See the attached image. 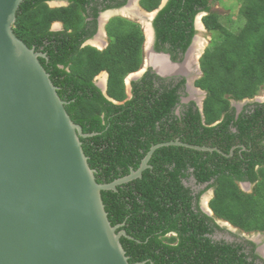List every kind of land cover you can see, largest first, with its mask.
<instances>
[{
  "label": "trees",
  "instance_id": "obj_1",
  "mask_svg": "<svg viewBox=\"0 0 264 264\" xmlns=\"http://www.w3.org/2000/svg\"><path fill=\"white\" fill-rule=\"evenodd\" d=\"M54 1L69 6L52 8ZM162 1L141 5L152 12ZM215 1L169 0L153 23L155 49L179 62L197 34V16L207 13L203 23L214 42L196 81L207 93L203 111L195 102H181L185 78L165 79L152 69L132 82L129 97L126 78L144 65L140 24L114 17L107 25L106 49L84 46L97 34L101 12L128 0H23L17 12L16 36L47 55L40 62L68 114L91 135L81 141L98 183L137 171L159 144L179 140L215 149L162 146L140 178L102 192L111 224L124 225L118 232L130 237L121 238L130 264H264L255 243L214 237V230H223L215 219L264 233V103L250 102L239 115L233 106L254 100L264 87V0H239L244 24L237 32L224 26ZM55 22L64 30L52 31ZM103 72L109 75L106 95L96 83ZM243 182L254 184L251 193L242 190ZM191 183L206 187L195 192ZM209 189L214 219L199 205Z\"/></svg>",
  "mask_w": 264,
  "mask_h": 264
},
{
  "label": "water",
  "instance_id": "obj_2",
  "mask_svg": "<svg viewBox=\"0 0 264 264\" xmlns=\"http://www.w3.org/2000/svg\"><path fill=\"white\" fill-rule=\"evenodd\" d=\"M168 1L163 0L159 9L149 13L139 6V1L131 7L133 0H129L121 9L101 15L100 28H105L115 16L138 23L148 18L153 42L149 45L146 38L145 53L159 54L153 46V20ZM22 3L23 0H0V264H130L121 243L122 237H130L124 230L118 232L124 225L111 224L102 192L116 191L117 186L140 178L149 168L153 153L162 146L215 149L190 146L179 140L159 144L137 171L111 183H98L81 141L91 135L85 134L68 114L67 102L61 99L40 62L47 55L29 48L14 32ZM131 8H137L143 17L132 18L127 12ZM124 12L128 16L121 15ZM145 32L148 37L147 29ZM196 39L197 36L190 49ZM89 44L93 45L88 42L84 46ZM190 49L182 63L171 62L189 63ZM148 62L149 55L144 69L128 77L130 93L131 80L151 66ZM153 69L163 78H186L188 87L200 90L195 87V80L202 72L191 76L179 72L163 75ZM99 77L96 83L106 95L107 83L99 84ZM199 107L203 111V104Z\"/></svg>",
  "mask_w": 264,
  "mask_h": 264
},
{
  "label": "clouds",
  "instance_id": "obj_3",
  "mask_svg": "<svg viewBox=\"0 0 264 264\" xmlns=\"http://www.w3.org/2000/svg\"><path fill=\"white\" fill-rule=\"evenodd\" d=\"M141 1L142 0H139V6H141L142 8H143V6L141 5ZM54 2H56V3H61V2H65L67 5L66 6H69V2H67V1H54ZM54 2H50V6L52 7V8H59V7H64V6H59V5H52ZM128 2H129V0H128ZM169 2V1H168ZM167 2V3H168ZM135 3H137V1L135 2ZM162 3H163V1H162ZM128 4V3H127ZM126 4V5H127ZM125 5V6H126ZM162 5V4H161ZM166 6V5H165ZM124 7V6H123ZM122 7H120V8H116V9H108V10H106V11H103V12H101V14H100V16H99V18H98V22H99V29H98V32H97V34L92 38V39H90V40H88L87 42H85V44L86 43H88V42H90V43H93V45L91 44H89L90 46H93V47H96V48H98V49H100V50H104V49H106L107 47H108V45H109V36H108V33H107V25H108V23L114 18V17H112V18H110L109 19V21H108V23L106 24V26H105V28L104 29H102L101 30V28H100V25H103L102 23H100V21L102 22V20H101V15H106L107 13H112L113 11H116V10H118V9H121ZM160 8V7H159ZM158 8V9H159ZM135 10H136V12L135 13H130V15H136L137 13H140L139 12V10L137 9V8H134ZM144 9V8H143ZM145 10V9H144ZM146 11V10H145ZM154 11H156V10H154ZM154 11H152V12H154ZM148 12V11H147ZM152 12H149V13H152ZM160 13V12H159ZM158 13V14H159ZM207 15V13H200L198 16H197V18H196V21H195V29H196V26H197V29L198 30H196V32H197V34L195 35V37L197 36V37H201L199 34L200 33H207V32H209L208 30H207V28H206V26L204 25V23H203V18L205 17ZM137 16V15H136ZM115 17H121V16H115ZM139 17V16H138ZM157 17V16H156ZM155 17V18H156ZM125 19H127V18H125ZM129 20V19H128ZM155 20V19H154ZM154 20H153V23H154ZM130 21H132V20H130ZM146 21L147 22H142V23H149L148 22V18L146 19ZM133 22H135V21H133ZM136 23H138V22H136ZM202 24L201 25V27L199 26V24ZM138 24H140V23H138ZM143 24V26H142V24H140L141 25V27H142V30H143V33H144V35H145V43H146V41H147V39L146 38H148L147 37V34H146V24L144 25ZM153 27H154V25H153ZM155 29V28H154ZM52 31H63L64 30V24L62 23V22H55L54 24H53V26H52V29H51ZM101 30V31H100ZM104 30V31H103ZM156 32V31H155ZM98 33H99V36H105V38H106V40H105V43H104V45H101V44H96L95 45V43H94V40L96 39V38H98L99 36H97L98 35ZM210 33V32H209ZM102 34V35H101ZM194 37V38H195ZM104 38V37H103ZM202 38V37H201ZM194 40V39H193ZM156 41H157V36H156V38H155V40H154V49H155V44H156ZM149 42V41H148ZM192 43H193V41H192ZM84 44V45H85ZM88 46V45H87ZM144 46H145V44H144ZM191 46H192V44H191ZM190 46V47H191ZM190 47H189V49H190ZM194 47V46H193ZM188 49V50H189ZM192 49V48H191ZM190 49V50H191ZM204 48H202L201 49V51H200V56H199V59H198V63H197V68L193 65V63H191V62H189V64H191V66H194L193 68L195 69V72H193V73H190L189 74V76H191V74H194V75H196L197 74V72H198V74L199 73H203V71H202V68H201V59H202V57H203V55L205 54V52H206V50H203ZM188 50H187V52H188ZM151 51V50H150ZM155 51L157 52V53H159V54H163V55H170V59H171V61H173V62H176V61H174L173 59H172V56H171V54H169V53H166V52H158L156 49H155ZM187 52L184 54V56H183V59L181 60V61H179L178 63H182L184 60H185V58H186V54H187ZM190 52V51H189ZM151 54H153L152 52H150ZM149 53V51L148 52H146L145 53V49H144V64H145V58H146V56L147 55H149L150 54ZM155 55V54H154ZM144 66L145 65H143V67L139 70V71H141V70H143L144 69ZM200 67V70L198 69ZM149 69H152L153 70V68L151 67V66H149L148 68H147V70L142 74V75H140V77H134L132 80H131V83H130V86H131V93L128 91V89H127V92H128V95H129V97H132V82L133 81H138V80H140L145 74H146V72L149 70ZM139 71L138 72H135V73H132V74H130V75H128L127 76V78H126V81L128 80V77L129 76H131V75H135V74H139ZM154 73H155V71H153ZM156 74V73H155ZM101 75H103L102 77H104V75H106L105 77H104V79L106 80L105 81V83H108V78H109V75H108V73L107 72H103V73H101L100 74V76ZM158 75V74H157ZM159 76V75H158ZM203 76V74L201 75V76H199L198 78H201ZM99 77V76H98ZM161 77V76H160ZM163 78V77H162ZM172 78H179V79H181V77H172ZM196 79L195 80V87L196 88H198V89H200V90H202L201 88H199V87H197L196 86V81L197 80H199V79ZM165 79H171V78H165ZM186 79V78H185ZM186 81H187V79H186ZM186 84H187V82H186ZM126 86H128V84L126 83ZM186 88H187V85H186ZM192 88V87H191ZM196 92H197V90L195 89V88H193ZM202 92L203 93H206L204 90H202ZM187 93V92H186ZM187 96V95H186ZM186 96H184V97H182L181 98V102L183 103V104H185L184 103V100L186 101V100H188V98L186 97ZM207 96V93H206V95H205V97ZM187 98V99H186ZM256 98H258V96L256 97ZM255 98V99H256ZM244 101H246V100H244ZM194 102V101H193ZM256 102H258L257 100H256ZM235 103H237L238 104V102H235ZM259 103H264V101H262V102H259ZM203 107H204V105H203ZM238 112H239V110H237ZM243 111V110H242ZM241 111V112H242ZM240 112V113H241ZM178 114H179V110H178V112H177ZM243 184V186H247V185H249V186H251L252 187V189H251V192L253 191V188H254V186H252V184L251 183H249V182H243L242 183ZM243 186H241V188H242V190L244 189L243 188ZM245 192V191H244ZM251 192H249V191H247L246 193H251ZM244 232H246V231H244ZM251 232H253V231H251ZM263 255V254H262ZM263 259H264V255H263V257H262Z\"/></svg>",
  "mask_w": 264,
  "mask_h": 264
},
{
  "label": "rangeland",
  "instance_id": "obj_4",
  "mask_svg": "<svg viewBox=\"0 0 264 264\" xmlns=\"http://www.w3.org/2000/svg\"><path fill=\"white\" fill-rule=\"evenodd\" d=\"M138 1L139 0H137V3H138ZM135 2H136V0H133V2H131V4H132L131 7L135 6ZM241 2L242 1H239V0H217V1H215L213 3V7H215V9L221 11V13H222L221 19H222V23L224 24V26H226L230 31H233V32H237L240 29V27L243 26V24H244V19L239 14V9L241 7ZM52 5H59V6H64L65 5L66 6L67 4L65 2H61V3L54 2ZM130 13H133V11L130 12ZM127 14L128 13H125V12L121 13V15H124V16H128ZM134 16L135 15H131L132 18L138 17V16H135V17ZM139 22L143 26V23L141 21H139ZM199 35L202 37V38L199 37V40L202 41L201 43H205V46H204L203 50H207L208 48H210L212 46V44H213L212 41L214 40L213 34L209 33V32H207V33L205 32V33H200ZM94 43H95V45L97 44V39L94 40ZM199 48H200V46H199ZM194 55L196 56L197 63H198V59H199V56L197 57L198 52H195ZM104 77L100 76L98 78V83L99 84L105 85V81L106 80L104 79ZM189 90H190V93H191V88H189ZM200 92L201 91L199 90L198 94H199L200 97L197 96V98H196V94H191L190 100H193L196 104L197 103L202 104V101L204 99V95H206V93H204L202 95ZM186 97L189 99L188 93H187ZM258 98H259V100L264 101V87L261 90V92L259 93ZM250 102H256V99H254V100H246L245 102L244 101H242V102L240 101V102H238V104L234 102L233 106H235L239 110V112H241L245 108V106L248 103H250ZM243 188L246 189V190L248 189V191L251 192V188L252 187L247 185V186H243ZM206 199H207V197H206ZM206 201H208V200H206ZM247 235H249V234H247ZM255 235H257V234H255ZM255 237L259 238L258 236H255ZM260 241H262V242H260ZM257 244L259 245L258 251L261 253V255L262 254L264 255V236H263V234H262L261 240H259V242Z\"/></svg>",
  "mask_w": 264,
  "mask_h": 264
},
{
  "label": "flooded vegetation",
  "instance_id": "obj_5",
  "mask_svg": "<svg viewBox=\"0 0 264 264\" xmlns=\"http://www.w3.org/2000/svg\"><path fill=\"white\" fill-rule=\"evenodd\" d=\"M134 12V11H136L134 8H131L130 9V11L128 12V13H130V12ZM150 29H151V26H150ZM151 34L153 35V32H152V29H151ZM100 43V42H99ZM153 52V51H152ZM150 55H151V53H150ZM188 55H189V53H188ZM152 57H154L155 55L154 54H152L151 55ZM157 60L158 61H164V63L166 64V65H168L169 66V64H171V62L170 61H167V57H158L157 58ZM167 62V63H166ZM163 64V63H162ZM185 65V64H184ZM184 65L183 66H171V68H172V70L171 71H169V72H181V73H186V72H183L182 70H183V68H184ZM196 68H197V65L195 66ZM152 68H154V67H152ZM173 69H175V70H173ZM192 70V72H194L195 71V69L193 68V69H191ZM153 71H154V69H153ZM166 74H169V73H166ZM187 74V73H186ZM198 79H200V78H198ZM187 85V84H186ZM189 88H191V87H188L187 86V88H186V92L188 93V97H189V99L187 100V101H185L184 100V103L185 104H189L190 102H193V100H190V96H191V94H196V98H197V96H199V92L197 91H195L193 88H191V93H190V90H189ZM196 92V93H195ZM202 95L204 94L203 92H200ZM200 97V96H199ZM205 99H206V97H205V95H204V99H203V101H202V104L204 105V101H205ZM201 104H199V103H197V106L199 107ZM200 108V107H199ZM238 110V109H237ZM193 186H192V188L195 190V192H199L200 190H202V189H204L206 186H195L193 183H191ZM254 184H252V186H253ZM240 186H243V184L242 183H240ZM252 189V188H251ZM243 191H245V192H247L248 191V189L246 190V189H243ZM211 192V193H210ZM213 196H214V190L213 189H209V190H207L202 196H201V198H200V201H199V205H200V207H201V209H202V211L207 215V216H209V217H212L213 219H214V213H213V211H212V209L210 208V201L212 200V198H213ZM206 197H207V199H206ZM211 197V198H210ZM210 200H209V199ZM206 200H208V201H206ZM208 212H210V213H208ZM215 222L216 223H218V225L220 226V228H222L223 230L222 231H217V230H214V237L216 238V240H220V239H225L226 241H228V242H239V243H241V242H245L246 240H248V241H251V242H253V243H255V245H256V251H257V253L259 254L260 252L258 251V248H259V245L257 244L258 242H259V240H261V237H262V234H263V236H264V233L263 232H244V230L243 229H240L239 227H236V226H233L230 222H227V221H223V220H220V219H215ZM247 234H249V235H247ZM255 234H257V235H255ZM255 236H258L259 238H257V237H255ZM259 239V240H258ZM260 242H262V241H260ZM246 252H248V250L246 249L245 250ZM261 257H263V255H261V253L259 254Z\"/></svg>",
  "mask_w": 264,
  "mask_h": 264
},
{
  "label": "bare ground",
  "instance_id": "obj_6",
  "mask_svg": "<svg viewBox=\"0 0 264 264\" xmlns=\"http://www.w3.org/2000/svg\"><path fill=\"white\" fill-rule=\"evenodd\" d=\"M134 12H136V11H134ZM125 15V14H124ZM136 15H140L139 17H141L142 16V14H140V13H137ZM135 17V16H134ZM143 19V18H142ZM145 20H146V18H145ZM146 22V21H145ZM150 23V22H149ZM147 24V23H146ZM201 23L199 24V26L201 27ZM150 26V25H149ZM148 27V26H147ZM148 32V34H150V30H148L147 31ZM153 36V35H152ZM202 41L201 40H199V37H197V39H196V41H195V45H194V47L190 50V52H189V55H188V59H189V62H191V63H193V65L194 66H196L197 65V58H196V56L194 55V53L195 52H198V55H197V57L198 56H200V51H201V49L202 48H204V46H205V43H201ZM199 46H200V48H199ZM167 57V61H170L171 62V60L168 58V56L167 55H163V54H156L154 57H152V58H149L150 59V61L151 62H148L147 64L148 65H151V66H154L158 71H160V73H162L163 75H173V74H175L176 72H169V71H171L172 70V68H171V66H183L184 64V68H183V72H186L185 74L186 75H188L190 72L192 73V70L191 69H193V67L194 66H191V64H189L188 62H185V63H183V64H181V65H177V64H173L172 62H171V64H169V66L168 65H166L165 63H164V61H158L157 60V58L158 57ZM195 56V57H194ZM163 63V64H162ZM167 63V62H166ZM173 70H175V69H173ZM195 72V71H194ZM166 73H169V74H166ZM179 73H181V72H179ZM104 76H106V75H104Z\"/></svg>",
  "mask_w": 264,
  "mask_h": 264
},
{
  "label": "crops",
  "instance_id": "obj_7",
  "mask_svg": "<svg viewBox=\"0 0 264 264\" xmlns=\"http://www.w3.org/2000/svg\"><path fill=\"white\" fill-rule=\"evenodd\" d=\"M130 11V9L127 11V12H129ZM138 16V15H137ZM140 16V15H139ZM141 17H143V16H141ZM144 22L146 21L145 20V18H143L142 19ZM147 22V21H146ZM146 24V23H145ZM148 27H146V29H147V31L148 30H150V34H148V43H149V45L153 42V36H152V34H151V29H150V23H147L146 24ZM104 29V28H103ZM101 30H102V28H101ZM102 35V34H101ZM104 37V38H103ZM99 36L98 38H96L97 39V44L99 45V44H101V45H104V43H105V40H106V38H105V36ZM107 41V40H106ZM100 42V43H99ZM152 52V51H151ZM149 58H152V56L149 54ZM160 72V71H159Z\"/></svg>",
  "mask_w": 264,
  "mask_h": 264
}]
</instances>
